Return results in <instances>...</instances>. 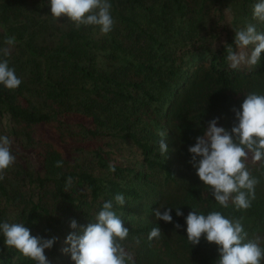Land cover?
Here are the masks:
<instances>
[{"label": "trees", "instance_id": "16d2710c", "mask_svg": "<svg viewBox=\"0 0 264 264\" xmlns=\"http://www.w3.org/2000/svg\"><path fill=\"white\" fill-rule=\"evenodd\" d=\"M28 1L46 15L43 23L22 15L25 0H0V49H12L0 60L22 81L15 90L0 85V136L26 162L0 181V222L55 238L44 253L49 264H74L62 251L70 247V222L78 228L95 222L108 200L129 229L124 244L134 264H161L155 238H148L153 227L171 230L189 264H216L218 246L202 238L193 247L187 239L191 210L242 218L249 239H263L262 163L249 155L248 170L259 180L251 207L229 201L225 208L199 180L188 152L211 120L230 130L245 96L264 94V53L257 65L232 69L225 48H235L234 31L249 23L264 33V22L253 19L258 0H110L115 23L106 35L95 26L76 29L66 17L54 22L49 0ZM9 37L12 46L5 44ZM161 129L166 160L158 148ZM117 194L125 206L115 204ZM160 207L173 208L172 223L156 220ZM0 264L36 262L7 247L0 234Z\"/></svg>", "mask_w": 264, "mask_h": 264}, {"label": "clouds", "instance_id": "9594fccd", "mask_svg": "<svg viewBox=\"0 0 264 264\" xmlns=\"http://www.w3.org/2000/svg\"><path fill=\"white\" fill-rule=\"evenodd\" d=\"M51 16L55 19L66 17L76 29L81 26H95L101 34H108L114 26L111 15L110 0H49ZM253 19L264 22V0L253 5ZM234 45H225L226 61L232 69L244 65L253 67L258 64L264 53V33L258 32L255 25L249 23L235 31ZM5 44H15V37H9ZM9 49H0V55L7 56ZM21 79L10 68L7 59L0 60V85L15 90ZM235 112L238 123L230 130L218 127V118L208 124L207 130L196 138L194 146L188 148L193 168L204 186L212 189L211 195L222 207H228L229 201L237 209H248L255 199V187L259 180L248 170L249 155L253 162H261L264 166V94L251 92L245 96L240 110ZM159 153L165 160L168 148L165 144L166 130H158ZM12 141L8 136H0V181L4 180L5 171L15 162L11 152ZM63 161L55 166L62 167ZM109 171L114 172L115 166L109 164ZM71 186V177L66 182ZM115 204L125 206V197L117 194ZM161 209H165L161 211ZM171 207H160L154 212L156 220L172 223ZM176 215L182 216L180 208ZM186 233L189 243L194 247L201 239L218 246L219 259L216 264H261L264 260V240L256 236L251 239L245 231L242 218L229 219L219 211L207 215L191 210L186 217ZM114 210L113 200L105 201L95 216V222L78 228L72 220L70 227L73 232L65 240L70 245L62 249L70 253L74 264H134L133 255L126 249L124 242L129 237V229ZM179 229L180 225H174ZM159 227H153L149 240L159 238ZM0 234L4 237L7 247L15 249L24 257L36 264H49L45 250L51 249L55 238L43 239L31 234L30 228L21 222H0ZM139 239L135 243L139 244Z\"/></svg>", "mask_w": 264, "mask_h": 264}, {"label": "rangeland", "instance_id": "374dc122", "mask_svg": "<svg viewBox=\"0 0 264 264\" xmlns=\"http://www.w3.org/2000/svg\"><path fill=\"white\" fill-rule=\"evenodd\" d=\"M21 13L25 17L37 23H43L47 19L45 14L39 13L35 10L28 0H25L23 5L21 6ZM50 19L53 20L54 22H57V19L53 18L51 15H50ZM7 49H9V53L12 50L11 47ZM217 126L220 127L219 125ZM206 130H207V127L205 131ZM16 149L17 148L14 142L12 141L11 152L14 156H16L14 154L16 152ZM27 162H28V165L31 166L33 170L38 169L36 166L37 161L34 158L30 157L29 161ZM16 163H19L22 165L23 163H26V162L20 159H16L14 164L10 168L7 169V172L11 171V168L13 169V167L16 166ZM262 240H264V238ZM175 241H176V238L169 228H165L162 231L160 237L155 238L154 243H153V248L154 250H157V251L159 250L158 252H156V255L159 256L158 259L160 260L161 264H189L188 258L178 248Z\"/></svg>", "mask_w": 264, "mask_h": 264}]
</instances>
